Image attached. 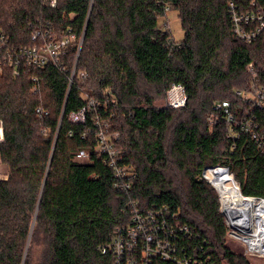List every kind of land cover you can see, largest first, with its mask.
Returning a JSON list of instances; mask_svg holds the SVG:
<instances>
[{"label": "trees", "instance_id": "obj_1", "mask_svg": "<svg viewBox=\"0 0 264 264\" xmlns=\"http://www.w3.org/2000/svg\"><path fill=\"white\" fill-rule=\"evenodd\" d=\"M231 1L57 0L52 7L0 0V27L13 46L32 45L45 26L83 36L61 67H24L17 75L6 65L0 72V160L8 168L0 178V264H116L103 249L134 224V204L142 212L166 208L168 225L191 228L192 236L178 237L182 256L184 249L202 264H251L227 245L219 194L203 176L228 166L244 196L264 198V148L242 128L253 120L264 135V103L243 97L264 89V35L247 42L234 34ZM237 1L264 11V0ZM169 10L179 13L180 42L159 26ZM174 84L185 88V106L158 105ZM88 98L119 134L121 162L136 174L127 189L117 187L97 150L92 116L70 120ZM223 102L229 113L218 108ZM82 151L89 157L79 159Z\"/></svg>", "mask_w": 264, "mask_h": 264}, {"label": "built area", "instance_id": "obj_2", "mask_svg": "<svg viewBox=\"0 0 264 264\" xmlns=\"http://www.w3.org/2000/svg\"><path fill=\"white\" fill-rule=\"evenodd\" d=\"M45 4L56 6L57 0H44ZM252 5H255L253 2ZM229 12L233 25L234 34L247 42L257 39L264 35V11L255 8H245L243 4L237 0H232L229 3ZM254 7V6H253ZM33 44L30 46H13L9 42L8 36L0 27V72L4 66L9 65L13 67L15 74H20L24 67L41 68L52 63L57 66H62L61 59L65 56L68 48L77 43L78 50L83 44V36L78 37L72 29H68L65 34H55L49 26L37 29L32 34ZM75 74V67L70 78L73 81ZM35 86L34 92L39 90L38 79L34 78ZM238 95H243L238 92ZM244 98L254 99L258 104L264 103V89L259 88L254 90L249 95H243ZM187 101L185 88L181 85H172L168 91V105L173 108L184 107ZM99 102L93 98H88L87 104L78 112L70 114L72 122L85 123L88 116H92V120L99 127L98 132V147L97 150L105 154V159L111 167L115 177L117 178V187L120 189H127L130 186V181L136 178L135 172L132 168L121 162V151L116 145L119 140L118 133H110L106 128L108 121L104 122L100 119L98 112ZM230 104L223 102L218 105V108H224L229 113ZM38 112H42L39 108ZM228 121L232 122L233 117L228 115ZM242 128L247 132H251L253 138L258 145L264 148V135L261 130H257L253 120L242 123ZM0 139H4L3 125L0 121ZM77 157L79 159H86L89 153L80 152ZM211 171H207L203 176L209 179ZM230 174V171H229ZM234 178V177H233ZM235 180V179H234ZM211 181V180H210ZM243 195V194H242ZM244 196V195H243ZM247 199L253 200L254 210L264 217V198L244 196ZM134 212L132 226L127 227L124 231H120L117 238L109 248H104L105 253L108 249L114 252L116 264H150L149 257L151 254L160 255L163 259L174 260L176 264H202L203 262L196 257L189 255L184 249L181 251L184 256L180 254V247L178 244V237L180 234L191 235L192 230L188 225L170 226L167 224L163 214L166 211L142 210L133 205ZM162 215V216H161ZM233 221L229 217L227 222L230 232L229 235L245 244L248 251L264 256V233H256L258 229L257 219L254 220L252 227H247L239 222L241 219L235 217ZM141 245V254L139 256V246Z\"/></svg>", "mask_w": 264, "mask_h": 264}, {"label": "bare ground", "instance_id": "obj_3", "mask_svg": "<svg viewBox=\"0 0 264 264\" xmlns=\"http://www.w3.org/2000/svg\"><path fill=\"white\" fill-rule=\"evenodd\" d=\"M213 171L212 174L209 175V179L215 187L221 191L222 202L227 209L229 217H231L233 221H236L237 219L233 217L237 214V216H239L238 218L241 219L239 222H242L243 225L247 227H252L254 220L257 219L259 230L255 232L264 233V217L254 210L253 200L242 196L232 175V177H228L229 179H225L220 176L222 174L219 171H216L220 175L217 174L218 176L215 178ZM231 211H233L232 214Z\"/></svg>", "mask_w": 264, "mask_h": 264}, {"label": "rangeland", "instance_id": "obj_4", "mask_svg": "<svg viewBox=\"0 0 264 264\" xmlns=\"http://www.w3.org/2000/svg\"><path fill=\"white\" fill-rule=\"evenodd\" d=\"M159 26L161 28H163V29H169L171 31V33H172L173 39L176 42L182 41L184 39V37H185V31H184V29L182 27V23H181V20H180V17H179V13L176 10L167 11L166 15L160 18ZM247 95H249V94H247ZM157 103L160 106L161 105L162 106H169L168 105V95H167V97L165 99H158ZM106 128L109 129V130L111 129V123L110 122H108V125L106 126ZM110 133H113V132H110ZM3 140L4 139H2V140L0 139V143ZM7 174H8V168L0 160V178H6ZM213 174H214L215 178H216V176L220 175V174L217 175V173L214 172V171H213ZM229 176L232 177L231 174H229L228 177ZM228 177H222V178L229 179ZM216 190H217V192L219 194V197H220V192L221 191L218 188ZM220 202H221V209H222L223 202L221 201V198H220ZM130 209L132 210L131 213H133L134 212L133 211L134 207L132 206ZM132 218H133V215H132ZM226 222L230 223L228 218H226ZM227 245L232 250L245 255L247 257V259L250 261L251 264H264V256L263 255L248 251V248H247V246L245 244H243L239 240L235 239L231 235H228V237H227ZM39 250H41V249L39 248Z\"/></svg>", "mask_w": 264, "mask_h": 264}, {"label": "water", "instance_id": "obj_5", "mask_svg": "<svg viewBox=\"0 0 264 264\" xmlns=\"http://www.w3.org/2000/svg\"><path fill=\"white\" fill-rule=\"evenodd\" d=\"M216 168H221V169H224L228 174H229V167L228 166H223V165H219V166H214V167H210V168H207L206 170H205V173L207 172V171H211L212 172V170H214V169H216ZM209 182H211L210 180H209ZM212 183V182H211ZM213 184V183H212ZM214 185V184H213ZM214 187H215V185H214ZM216 188V187H215ZM239 188V187H238ZM217 189V188H216ZM239 190H240V188H239ZM220 192V191H219ZM240 193H241V190H240ZM242 194V193H241ZM243 196V195H242ZM244 197V196H243ZM220 198H221V201H222V196H221V192H220ZM245 198V197H244ZM221 212H222V214L225 216V218H228L229 219V214H228V212H227V209H226V207L224 206V204H223V207H222V209H221ZM232 212L233 211H231V214H232ZM235 217H239V216H237V214L235 215ZM235 217H233V218H235Z\"/></svg>", "mask_w": 264, "mask_h": 264}]
</instances>
